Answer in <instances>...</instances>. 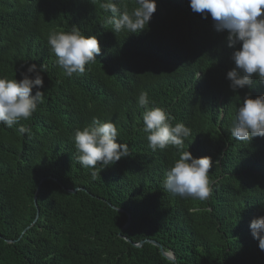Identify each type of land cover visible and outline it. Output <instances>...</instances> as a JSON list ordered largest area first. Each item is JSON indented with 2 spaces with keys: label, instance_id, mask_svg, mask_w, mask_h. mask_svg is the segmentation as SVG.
Instances as JSON below:
<instances>
[{
  "label": "trees",
  "instance_id": "1",
  "mask_svg": "<svg viewBox=\"0 0 264 264\" xmlns=\"http://www.w3.org/2000/svg\"><path fill=\"white\" fill-rule=\"evenodd\" d=\"M102 2L0 0V77L19 81L29 65H44L37 111L12 128L0 124V264H264L249 229L264 216V137L248 142L230 135L245 94H264V83L254 76L250 86L230 89L234 49L227 32L214 29L210 14L194 13L189 0H155L149 24L136 34L114 32ZM118 6L131 12L136 4L118 0ZM73 26L96 36L101 52L83 74L68 77L47 39ZM141 91L149 108H163L173 126L191 129L181 151L212 158L207 200L163 187L180 152L149 147ZM93 117L114 122L116 142L129 148L96 179L78 163L73 141ZM20 125L30 134H18ZM55 180L77 190L67 193ZM114 208L130 213L126 230L127 216ZM119 234L133 243L153 240L176 262Z\"/></svg>",
  "mask_w": 264,
  "mask_h": 264
},
{
  "label": "clouds",
  "instance_id": "2",
  "mask_svg": "<svg viewBox=\"0 0 264 264\" xmlns=\"http://www.w3.org/2000/svg\"><path fill=\"white\" fill-rule=\"evenodd\" d=\"M136 7L131 12L121 10L118 0H104L100 8L107 13L106 23L114 32L136 34L146 29L156 11L155 0H134ZM189 7L207 19L210 14L213 27L218 32H227V46L234 49L231 60L234 68L227 72L226 79L233 92L250 86L255 76L264 83V0H189ZM47 43L55 55L56 64L64 74H83L85 66L96 63L95 57L101 52L96 36H85L75 26L68 32H51ZM237 46H239L237 48ZM44 65L39 69L29 65L21 79L0 77V124L12 128L21 120H28L43 102ZM31 74V77L29 76ZM37 89L32 95V90ZM150 100L146 91L138 96V105L145 109L142 120L143 131L148 133L149 147L156 151L174 146L180 152L179 158L166 173L163 187L181 198L207 200L212 195L209 169L214 166L211 157L193 158L189 151H181L184 141L191 135V129L182 122L173 126L172 117L165 109L149 108ZM20 135L31 132L20 125ZM230 135L239 141H250L264 137V94L251 98L245 94L237 109ZM118 128L112 121H101L93 117L90 125L74 131L73 141L78 163L91 169L92 179L99 172L129 155L128 145L117 143ZM117 212L118 208H114ZM189 211L197 212L198 208ZM258 248L264 251V216L254 218L249 224Z\"/></svg>",
  "mask_w": 264,
  "mask_h": 264
},
{
  "label": "water",
  "instance_id": "3",
  "mask_svg": "<svg viewBox=\"0 0 264 264\" xmlns=\"http://www.w3.org/2000/svg\"><path fill=\"white\" fill-rule=\"evenodd\" d=\"M42 181V180H41ZM40 181V182H41ZM67 193H74L77 189H66L64 188L61 183L58 181V180H55ZM39 187V185H38ZM33 201H34V205L35 207L37 206L36 205V194L34 195V198H33ZM37 208V207H36ZM118 212H122V213H125V215L127 216V220H126V223L123 225V230H126L130 224V213L127 212L126 210L124 209H119L118 208ZM38 214H36V217H37ZM35 220L31 223L30 226H28L27 228H25L23 231H22V234L29 228L31 227L33 224H34ZM21 237V236H20ZM119 237L120 238H123L124 240H126L128 243H130L132 246L134 247H141L144 243H150L156 247H158L159 249V252L161 253V255L166 258L168 261L172 262V263H175L176 262V259H175V256L174 254L172 253V251L168 250V249H165L163 246H161L159 243L153 241V240H144V241H140V242H137V243H133L131 242L128 238L122 236L121 234H119ZM7 243H13L15 242L14 240H6Z\"/></svg>",
  "mask_w": 264,
  "mask_h": 264
}]
</instances>
